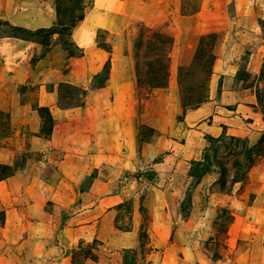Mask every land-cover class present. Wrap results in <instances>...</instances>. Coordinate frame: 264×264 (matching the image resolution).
Masks as SVG:
<instances>
[{
  "label": "rangeland",
  "instance_id": "obj_1",
  "mask_svg": "<svg viewBox=\"0 0 264 264\" xmlns=\"http://www.w3.org/2000/svg\"><path fill=\"white\" fill-rule=\"evenodd\" d=\"M1 39L31 43L30 65L46 59L54 103L34 134L64 113L77 126L62 150L29 153L28 124L0 108V145L16 153L0 181L20 172L0 196V264H264V0H0ZM110 195L122 200L104 215L129 249L70 230L61 246Z\"/></svg>",
  "mask_w": 264,
  "mask_h": 264
},
{
  "label": "crops",
  "instance_id": "obj_2",
  "mask_svg": "<svg viewBox=\"0 0 264 264\" xmlns=\"http://www.w3.org/2000/svg\"><path fill=\"white\" fill-rule=\"evenodd\" d=\"M198 14L199 13H197L196 15ZM12 18L13 17L9 16V18L6 19L9 24L13 26H26L21 23L24 21V19L20 18V20H17L16 18L14 19ZM33 26L35 25L32 24L31 27ZM41 26L43 28L48 27L46 22H43ZM31 45L32 44L28 42H24L22 44L20 40H16V39H13L11 41L7 39L0 40V57H1L0 59L1 61L0 63V67H1L0 105L1 107L0 108H2L1 110L9 116L10 122L12 123L15 122V123L20 124V122L23 123L24 121L26 124H28L27 130L31 133L28 135V138L25 140L27 142V144H25V146L27 147V148L25 147V150H27L29 153L31 152V148H32V151L42 150L44 146H52L53 148L62 150V148H65V143L62 142V139H63L62 136L63 134L67 132V127L71 126V124L74 126H77L76 121H73V122L69 121L68 119L69 116L64 113V110H63V113L67 120L64 121V119H62V117L58 115L60 116V119H57V120L59 122L64 121V124L58 125L57 127L53 126L52 128L53 131L47 138H42L34 134L38 132L39 127H40L39 120H37V122L35 123V114L38 113L36 112L37 108L42 107V106L46 107L48 106V104H53L54 100H53V90L51 88L49 90L46 89L47 86H50L49 79L47 81V79H45L44 77L45 67L43 64L45 63L44 61H46V59H44V57L42 56V58L34 61L33 64L31 65L30 63H28V61L26 62L24 60L26 58L25 53L27 52L28 48ZM62 80L65 81L66 78H62ZM9 86H10V89H9ZM9 90H12L11 93L13 94L5 96L4 93H6ZM30 90H33V92L31 93ZM31 95L34 97H31ZM33 98H34V101L36 100L37 105L36 104L30 105L28 103L24 104V102L28 101L29 99H32L33 101ZM220 99H222V93L219 95L218 100ZM208 104L209 102H206V103H203L201 106H197V107H194L186 111L185 115L183 116L182 124H184L186 127L194 126L195 125L194 122L196 120H201L205 118L208 112L210 113L214 108H216L210 105L211 108L208 111V108L204 107L205 105H208ZM241 107L246 108L243 105H241ZM60 112L62 113V111ZM229 112L236 113L238 111L237 109H235L234 111L230 110ZM36 117H37V114H36ZM84 122L87 123V120H85ZM21 135H23V133ZM7 148L11 149L8 146V143L2 140L1 145H0V164H9L10 162L9 159H12L15 156L14 154H16V153H13L12 150H7ZM14 152H16V150H14ZM4 157H6L7 159H4ZM43 158H47V157H43ZM43 158L42 160H44ZM60 159L62 160H59L58 164L62 165L63 167H66L65 164L69 160L68 157L61 156ZM41 163H43V165L45 164L44 161L38 160V165H41ZM62 170H65V169L62 168ZM19 173L20 172L16 171L14 175L9 176L8 178L0 181V196H8L9 194L8 185L12 184L11 181L13 179H16V180L19 179L18 178L20 177ZM62 174L66 177L69 176L67 172L66 173L62 172ZM60 179H63V177H61ZM16 180H13V183L16 182ZM26 189H27V186L25 187V190ZM29 190L32 192L35 191L34 188H31V187ZM60 190L63 191L62 194L64 195L65 191L62 190L61 187H60ZM54 200L56 201L55 198ZM103 200H104L103 202L105 203H101V201L98 204L94 203L95 206L101 207L102 209V212L101 213L99 212L97 218L87 219L86 223L82 224V226L81 225L76 226L77 223H74V225L70 226V228L68 227H66L67 229L65 228L66 230H65L64 238L62 237V239L59 242L61 246H65L64 243L68 245L69 243L74 241V239H72L74 236L70 235L72 238L67 237L68 232L70 231L78 232L79 231L77 233V237H76L77 239L82 240L83 238L87 242H91L95 240V241H98V243H102L104 246L109 247V248L110 246H116L115 248L120 249V250L124 248L129 249L128 246L120 245L117 243L121 235L124 236L125 234H128V232L118 231L115 228L113 229L112 220L110 221L109 219H107V216L104 215V213L110 214L111 212L110 208H112L113 206H117L121 202L122 199L119 197V195H110V196H105ZM106 200L108 201L113 200V202L115 203L112 205H108ZM101 204H103V206H101ZM89 211H92V209H90ZM84 212L85 210L83 209V207L77 208L76 211L74 209V212L72 213L73 215L70 218L66 219L65 223L71 222L72 219L74 221L79 219L78 221H80L82 217L81 213H84ZM80 230H82L81 233H80ZM91 262L92 264H106L105 263L106 259L104 260L98 259L97 261H91Z\"/></svg>",
  "mask_w": 264,
  "mask_h": 264
},
{
  "label": "trees",
  "instance_id": "obj_3",
  "mask_svg": "<svg viewBox=\"0 0 264 264\" xmlns=\"http://www.w3.org/2000/svg\"><path fill=\"white\" fill-rule=\"evenodd\" d=\"M39 31V30H38ZM32 32V31H31ZM263 71V70H262ZM262 75H264V73H262ZM264 114V113H263Z\"/></svg>",
  "mask_w": 264,
  "mask_h": 264
}]
</instances>
